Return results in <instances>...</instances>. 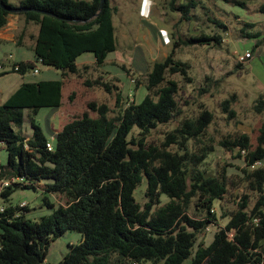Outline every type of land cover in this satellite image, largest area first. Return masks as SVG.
<instances>
[{
	"label": "trees",
	"instance_id": "obj_1",
	"mask_svg": "<svg viewBox=\"0 0 264 264\" xmlns=\"http://www.w3.org/2000/svg\"><path fill=\"white\" fill-rule=\"evenodd\" d=\"M0 1L25 10L15 14L25 25L37 26L33 61L15 63L12 71L23 76L41 65L59 71L62 78L22 82L0 105V149L7 152L0 176L23 179L0 194V264H43L49 243L66 232H76L81 238L69 245L59 264H108L111 259L124 264H183L186 260L189 264H264V128L255 147L245 133L223 138L218 148L242 166L228 163L216 173L204 168L208 156L217 151L215 146L190 149L195 142L202 143L213 121L206 109L194 119L182 120L159 144L148 141L153 130L179 115V83L171 76L190 81L189 64L175 58L179 42H174L164 59L152 64L146 75V94L139 103L127 104L117 117L109 118L106 104L89 102L86 112L60 130L52 133L49 129L53 137L49 151L47 135L35 116L42 108L61 106L64 81L68 75H79L80 56L91 54L94 67L100 68L116 51L114 8L109 0L100 11V0H21L17 6ZM245 1L252 0L237 3L244 6ZM196 5L193 0H170L167 8L187 22ZM259 11L264 15V2ZM9 15L0 6V30ZM210 42L220 45L221 37L201 33L181 44ZM100 79L83 84L110 93L112 85ZM221 106L233 115L229 100ZM254 109L257 113L264 109V96ZM25 111L30 135L13 128L20 129ZM255 162L262 166L251 168ZM234 171L256 199L249 207V196H241L237 208L226 212L221 203ZM142 184L145 202L140 204L135 192ZM19 188H41L42 203L51 214L38 221L27 219V207L9 204L12 192ZM49 195L60 202H52ZM191 206L195 216L189 214ZM211 226L216 232L205 246L199 235Z\"/></svg>",
	"mask_w": 264,
	"mask_h": 264
},
{
	"label": "rangeland",
	"instance_id": "obj_2",
	"mask_svg": "<svg viewBox=\"0 0 264 264\" xmlns=\"http://www.w3.org/2000/svg\"><path fill=\"white\" fill-rule=\"evenodd\" d=\"M20 1L10 0L13 5ZM169 1L109 0L111 7L114 8L116 51L109 54L107 63L100 68L90 63L79 66V75H68L64 81L61 106L56 110L42 108L38 111L35 120L48 140L49 129L52 133L60 130L64 124L86 112L89 102L106 104L109 118L117 117L127 104L139 103L146 94L144 85L152 64L164 59L173 48L174 42H179L180 45L175 49V58L189 64L190 81L178 75L171 76V79L179 83L176 97L179 115L169 124L153 130L148 141L159 144L164 134L178 127L182 120L194 119L202 109H206L212 113L213 121L207 128L202 143L195 142L190 145V149L196 150L203 145L215 146L217 151L208 156L204 166L209 173L221 172L228 163L242 166L240 161H232L217 144L227 136L245 133L255 147L259 130L264 128V109L260 113L254 109L257 100L264 96V15L259 11V6L264 0L245 1L244 6L237 3L240 0H193L197 5L191 9V20L187 22L180 21L181 15L167 8ZM18 22L19 27L17 31H13V39L19 43L18 36L22 32L21 46L10 41L0 42V105L22 82L62 80L59 71L41 65H37L39 73L35 75L27 72L22 76L12 71L15 63L32 62L34 59L29 47L36 36L37 26L25 25L22 17H18ZM215 22H219L221 26ZM246 24H253V27H246ZM201 33L220 36L221 44L216 45L214 42L206 45L181 44L187 38L199 36ZM246 34H257V37L247 38ZM246 51H249L252 57L238 69L237 56L243 55ZM86 56L88 55L78 59V63L84 61ZM84 66H87V69H83ZM99 77L101 82L112 85L110 93L100 86L88 87L83 84L86 80L93 82ZM137 82L139 85L135 87ZM118 96L121 97L119 103ZM225 100H229L233 115L223 110L221 104ZM88 114L96 117V113ZM13 128L24 135L31 134L27 111L24 112L20 129L16 126ZM51 143L53 144V141ZM6 163L7 152L2 148L0 164ZM233 173L229 177L228 193L221 203L223 211L226 212L237 208L241 196H249V207H252L256 199L236 176L238 171ZM41 191V188L16 189L9 198V204L18 206L25 202L27 205L25 217L38 221L52 212L43 205ZM144 191L145 184H142L135 192L136 201L140 204L145 202ZM48 197L52 202L57 204L60 202L58 197L52 195ZM189 214L195 216L193 206ZM219 222L221 226L225 222L220 215ZM215 232L216 228L211 226L199 235L205 246L211 243ZM80 238V234L76 232H66L52 240L47 246L45 263L59 264L68 253L69 245L77 244ZM189 263L190 260H186L183 264ZM108 264L124 263H117L115 259H111Z\"/></svg>",
	"mask_w": 264,
	"mask_h": 264
},
{
	"label": "crops",
	"instance_id": "obj_3",
	"mask_svg": "<svg viewBox=\"0 0 264 264\" xmlns=\"http://www.w3.org/2000/svg\"><path fill=\"white\" fill-rule=\"evenodd\" d=\"M9 2H10V0H9ZM18 17H20V16L17 15V14H10L8 16V18H7V24L0 30V42H2L3 40H4V42H9L10 41V42H14L16 45H20L21 46L20 40H21V33L22 32L18 36L19 43L16 40L13 39V36H14L13 31H17V29L19 27ZM33 44H34V41L31 44V46L29 47V50H31V51H32ZM85 55H88V56H86V59L84 61H81V62L78 63V59L82 58ZM78 59H77V65L78 66L84 65L86 63H90V64H93L94 63V58H93V56L91 54H84V55L80 56ZM23 62H30V61H23ZM55 132H57V131H55ZM6 179L7 178L0 176V183H1V181H4ZM1 207L2 206H1V203H0V209H1Z\"/></svg>",
	"mask_w": 264,
	"mask_h": 264
},
{
	"label": "built area",
	"instance_id": "obj_4",
	"mask_svg": "<svg viewBox=\"0 0 264 264\" xmlns=\"http://www.w3.org/2000/svg\"><path fill=\"white\" fill-rule=\"evenodd\" d=\"M251 53L249 51H246L243 55H238L237 56V63L239 64H245L247 61H249L251 59ZM15 69H17V67H15ZM39 73V69L36 68L34 71H33V74H38ZM51 141H53V137H50V140L47 141L46 143V148L49 150V151H52V148H53V145L51 143ZM262 166L261 162H255L253 166H251V168H255V167H260ZM22 183L23 182V179L22 178H9V179H6L4 181H1L0 183V194L9 186H11V184L13 183ZM20 208H23V207H26V203L25 202H21L19 205H18ZM0 211H2V208L0 209ZM257 222V221H255ZM209 228H207L206 230H208Z\"/></svg>",
	"mask_w": 264,
	"mask_h": 264
},
{
	"label": "water",
	"instance_id": "obj_5",
	"mask_svg": "<svg viewBox=\"0 0 264 264\" xmlns=\"http://www.w3.org/2000/svg\"><path fill=\"white\" fill-rule=\"evenodd\" d=\"M106 2V0H100V4H99V11L102 9L104 3ZM0 6L3 10H5L6 12L10 13V14H15V13H20V12H23L25 10H21V9H18V8H11V7H8V6H5L2 4V2L0 1Z\"/></svg>",
	"mask_w": 264,
	"mask_h": 264
}]
</instances>
